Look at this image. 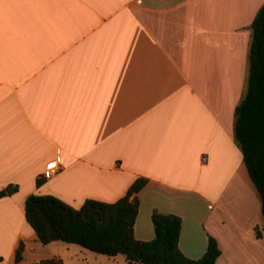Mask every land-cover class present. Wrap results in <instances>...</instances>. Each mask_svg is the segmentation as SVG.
Listing matches in <instances>:
<instances>
[{
  "label": "crops",
  "instance_id": "obj_1",
  "mask_svg": "<svg viewBox=\"0 0 264 264\" xmlns=\"http://www.w3.org/2000/svg\"><path fill=\"white\" fill-rule=\"evenodd\" d=\"M263 3L0 0V190L13 188L0 195V264H33L28 194L78 208L137 177V239L154 236L157 208L181 217L186 256L212 236L214 264H264L260 196L233 134Z\"/></svg>",
  "mask_w": 264,
  "mask_h": 264
},
{
  "label": "trees",
  "instance_id": "obj_2",
  "mask_svg": "<svg viewBox=\"0 0 264 264\" xmlns=\"http://www.w3.org/2000/svg\"><path fill=\"white\" fill-rule=\"evenodd\" d=\"M250 27L247 85L234 108L233 134L260 196L264 230V3ZM146 181L144 177H137L118 199L108 202L86 198L78 208L51 194L30 193L25 198V218L42 243L62 240L106 255L121 253L126 264H214L220 249L212 236H208L206 248L197 258L188 257L179 249L181 217L178 214L152 208L154 236L148 240L134 236L133 224L139 204L137 192ZM40 182L37 178L36 184ZM11 189V185L6 186L0 190V195ZM256 233L259 234L258 228ZM22 250L23 243L19 242L15 261L21 259ZM61 263L59 257H44L33 264Z\"/></svg>",
  "mask_w": 264,
  "mask_h": 264
},
{
  "label": "rangeland",
  "instance_id": "obj_3",
  "mask_svg": "<svg viewBox=\"0 0 264 264\" xmlns=\"http://www.w3.org/2000/svg\"><path fill=\"white\" fill-rule=\"evenodd\" d=\"M23 256L29 263L44 257H59L62 264H125V257L121 253L106 255L87 249L78 243L62 240L30 243V250L24 251Z\"/></svg>",
  "mask_w": 264,
  "mask_h": 264
},
{
  "label": "built area",
  "instance_id": "obj_4",
  "mask_svg": "<svg viewBox=\"0 0 264 264\" xmlns=\"http://www.w3.org/2000/svg\"><path fill=\"white\" fill-rule=\"evenodd\" d=\"M57 163H58V160L55 158L48 164V166L44 169V172H43V176L45 178L50 177L56 172V170L58 169Z\"/></svg>",
  "mask_w": 264,
  "mask_h": 264
}]
</instances>
